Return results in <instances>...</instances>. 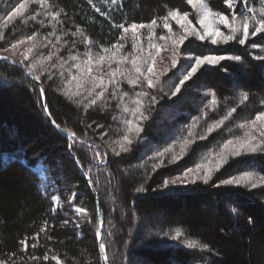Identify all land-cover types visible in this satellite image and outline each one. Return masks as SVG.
<instances>
[{"label": "trees", "instance_id": "1", "mask_svg": "<svg viewBox=\"0 0 264 264\" xmlns=\"http://www.w3.org/2000/svg\"><path fill=\"white\" fill-rule=\"evenodd\" d=\"M20 3L25 9L9 18ZM206 3L230 22L235 15L238 24L245 16L259 20L264 11V0H234L231 8L225 0ZM172 10L187 13L200 32V9L188 0H0V52L28 70L0 59V264H264V152L229 154L212 169L225 142L244 138L264 112V34L249 35L244 45L185 40L175 50L182 57L177 67L157 81L147 67L162 66L173 53L160 39L178 29L172 18V31L164 27ZM152 20L157 38L146 39L144 28L136 38L149 50L140 67L154 86L143 76L130 85L119 74L117 84L109 83L117 68L132 75L121 59L137 52L131 51L136 38L120 26ZM220 30L230 34L224 25ZM204 56L241 60L202 65L181 85L195 58ZM93 77L107 90L90 104L102 90L93 87ZM129 120L139 134L128 131ZM37 165L43 177L32 170ZM197 165L212 169L207 183L199 178L206 168L197 178L188 171ZM246 173L258 177L255 187L223 183ZM155 215L162 220L145 230L142 219ZM176 232L181 236L173 239Z\"/></svg>", "mask_w": 264, "mask_h": 264}, {"label": "snow or ice", "instance_id": "2", "mask_svg": "<svg viewBox=\"0 0 264 264\" xmlns=\"http://www.w3.org/2000/svg\"><path fill=\"white\" fill-rule=\"evenodd\" d=\"M42 3H46V0H42ZM189 4H196L198 3L200 6V12H201V18L198 20V23L201 25V27L204 29L203 34H201L199 31H197L194 27L191 28V30H189V27L185 26V34L181 35L179 39H173L172 36H168V37H160V39H168L171 40L172 45L174 46L173 49V58H172V67L176 68L177 64H178V60L176 59V49H178L180 47V45L184 44L185 40L187 39L188 35H196L200 40H205L206 37L211 38V42L213 44H217L219 42H224L227 43L229 41L238 39L239 43L241 45H244L249 37V35L251 36H256L257 34H264V11H262V18H260L259 20H256L254 17H247L245 16L243 18L242 24H238L235 15L232 16L231 18V22L229 21L228 17L225 16L222 13H216L213 12L206 3V0H188ZM225 4L228 7H233L234 6V0H225ZM25 9V4L24 3H20L15 9L14 11L10 14L11 18L12 16H16L17 14H20L23 10ZM249 11H251V9H249ZM171 17L172 19L176 20V22L178 24H186V25H191V21L188 20L187 18V13L181 14L179 12V10H172L168 13L167 17H163L162 19L165 21L164 23V27L166 29H168L169 32L172 31L170 25L167 23L168 18ZM54 19L56 18L55 16L53 17ZM218 19L219 23L223 24L225 27L230 29V34L225 35L218 27H214L213 25L216 23V20ZM253 20L255 22V30L254 31H249L250 29V23L249 21ZM157 21L156 20H152L150 22L149 25H144V24H131L129 27H124L123 25H121L120 27L123 29V32L125 34H127L129 31L132 32L133 34V39L136 38L138 29H142L145 27L148 28H152L156 25ZM242 30V36L238 37L236 35V33L240 32ZM77 31H79V29H77ZM29 39H34V37H29ZM17 45H12L13 48H15ZM35 47V45H34ZM113 47H116L115 45ZM151 47L153 49H155V51L157 53H159L162 49L160 46L157 45H151ZM29 53L32 51L31 48H29L27 50ZM105 52L108 51V49L104 50ZM25 59H27V55H25L24 57ZM151 53L149 54V59H151ZM6 59V58H4ZM46 59H50V57L46 58ZM71 59L75 60L76 57H71ZM105 59L104 56H100L99 60L101 62H103ZM224 59H232L235 61H240L241 57L239 56H235V57H223V56H204V57H196L195 58V63L191 66L190 71L187 72L186 75H184L183 80L180 81V84H184L185 81L189 80L196 72L197 70L205 64H211V65H215L218 64L221 60ZM132 65H133V69L135 71V73L137 74V76L133 77L131 74H128L127 76H125L124 72H122L119 68H117L115 71L110 72L109 76L112 77L109 80V83L115 85L118 83V81L115 80V76L117 74L121 75L123 78L127 79L128 83L130 85H135L139 82V77L143 76L145 80H147L148 83V87H153V80L150 76L146 75L142 70L141 67L137 64V60L134 57L132 59ZM86 63H90V61L86 62ZM145 63H147V61H145ZM53 67H55V65H53ZM77 67H79V65H77ZM29 71H31V69H29ZM147 72L148 73H152V67L148 66L147 67ZM95 77H93V87H100L102 90L96 94V99H93L90 101V104H95L97 102V100H100L104 97V92L107 90V86L104 84L103 79H100V83L96 84L95 83ZM180 88L179 86H177L176 88V92H179ZM78 94V93H77ZM176 93L174 92L173 95H175ZM41 96H44V91L41 90ZM243 98L246 100L247 99V94L244 93L243 94ZM137 103H139V101H137ZM213 103H215V96L213 95ZM89 105H85V107L87 108ZM127 110V109H125ZM236 109L233 108L229 113L228 116H230L232 114V112H234ZM45 111L47 112V106H45ZM137 111H139V109H137ZM142 115V114H141ZM228 116H226L224 119H227ZM143 119H147V117H143ZM257 122H261L259 124V126H257ZM129 127H128V131L132 132L135 131V133L139 134L141 131V128L136 125L133 126V121L129 120L126 122ZM223 123V120H221L219 123H217L216 125H214L213 127H209L208 131L212 132L214 130V127H219L220 124ZM241 127H244V125H241ZM254 132L258 133L257 134H253ZM71 134V133H70ZM191 135V133H190ZM203 138V137H201ZM123 139L125 141H127L128 143H131V140L129 139V137L127 135H125L123 137ZM186 144H190L191 141H185ZM231 146V147H230ZM122 147V151H126L127 149ZM227 150V152L225 151ZM185 151L184 146L181 147V153H183ZM264 152V112L262 113H258L255 117V119L253 121L250 122L249 124V131L245 133L244 138L242 139H238L235 143L232 140H228L225 142V144L222 146V150L221 153H219L220 155V160L217 162L216 164V169L218 170L221 166H223V164L227 163L228 159H229V154L231 156H235L238 157L240 156L242 153H256V152ZM179 159V157L174 156L173 160ZM171 162V161H170ZM201 168H206V170L203 172V175L200 176L199 178L203 179L205 183L208 182L209 179H211V175H212V169L209 167H206L204 165H197L196 167V171L199 172L201 170ZM189 172H192V169L188 170ZM185 176H187V173H185ZM252 177L250 174H245V176L242 179L239 180H225L223 181L224 184H237L240 185L242 182H249L251 181ZM177 181L173 180L171 182L169 181H165L164 182V187H167L169 185V183L175 184ZM255 184H252V187H255ZM138 191H142V189H138ZM78 212H84L85 210L83 208H79L77 209ZM41 231H43V229H41ZM181 236L180 232H176L175 236H173V239H176L177 237ZM21 243L27 247V243L26 241H21ZM186 245L190 248L197 246L195 241H186L185 242ZM33 247H35V245H33ZM101 247H103V245H101ZM206 247V245H205ZM45 259H47V256H45ZM53 259H56L55 257H53ZM57 264H59V261L57 262Z\"/></svg>", "mask_w": 264, "mask_h": 264}, {"label": "rangeland", "instance_id": "3", "mask_svg": "<svg viewBox=\"0 0 264 264\" xmlns=\"http://www.w3.org/2000/svg\"><path fill=\"white\" fill-rule=\"evenodd\" d=\"M195 5V7H197L198 9H200V7H199V4L198 3H196V4H194ZM188 18V17H187ZM201 18V13L199 12L198 13V17H197V20H199ZM169 20H171V17H169ZM168 20V21H169ZM189 20V19H188ZM176 21V20H175ZM168 24L169 25H171L172 23H171V21H169L168 22ZM178 24V23H177ZM185 26H187V27H189V30H191V28L193 27L192 25H186V24H178V29L177 30H175L173 33H170V36H172V38L173 39H179L180 38V36L181 35H184L185 34ZM214 27H218L219 29L221 28V27H223V24H221V23H219V21H218V19L216 20V23L213 25ZM197 27H199L201 30H200V32H204V29L201 27V25L198 23L197 24ZM156 28H158V25H155L154 27H152L151 29H149V28H144V31H143V35H144V37L146 38V39H150V37H152L153 36V38H157V35H155L156 33H155V29ZM197 30V29H196ZM198 31V30H197ZM194 37H196V35H188L187 36V39L186 40H189V39H192V38H194ZM166 45H168V47H171V48H174V46L172 45V43H171V40H168L167 39V41H166ZM180 46H182V45H180ZM180 48V47H179ZM125 49H127V47L125 48ZM163 50H164V52H166L165 51V49L163 48ZM131 51H137V52H134V54H132V55H130V56H128L127 58H122L121 59V62L123 63V65L126 67V69L125 70H127L128 68H131V72H132V75H133V77H135L136 76V73H135V71H134V69H133V65H132V59L135 57L136 58V60H137V64L139 65V66H141L142 65V63H143V61L145 60V57H147V55H148V52H149V50L148 49H145L144 47L142 48V41H140V43L138 42V40H137V38H136V42H135V44H134V46L131 48ZM166 54H169V56L167 57V56H165V58H164V60L163 61H165L164 62V64L162 65V66H159L158 67V65H159V62H156L155 63V66L153 67L154 68V70L152 69V72H153V76H154V78L158 81V78H162L161 76H162V74L164 75L165 73H167L168 72V70H169V68L171 69L172 68V58H173V53H166ZM1 58H4V54H1V52H0V59ZM182 57L181 56H179L178 55V53L176 52V59H181ZM167 61H170V64H169V66H168V63L169 62H167ZM142 70V69H141ZM164 70H166V71H164ZM144 73H145V71L146 70H142ZM159 74H161V75H159ZM0 79H2V76H1V72H0ZM4 79H5V77H4ZM238 88V86H235V88L234 89H237ZM163 114H165L164 112H160V115L162 116ZM174 131L172 130L171 131V133H173ZM71 144V143H70ZM220 159L219 158H217L216 160H215V166H216V164H217V162L219 161ZM212 167V169L213 168H216V167ZM42 169V167H40V170ZM41 172H43V170H41ZM191 173V172H190ZM192 174L194 175V176H192V177H194V178H197V177H199V173L196 171V169H194L193 171H192ZM198 174V175H197ZM196 175V176H195ZM251 175V177H252V179H251V181H249V182H245V183H247V184H255V185H257V183L259 182L258 181V177L257 176H255V175H252V174H250ZM245 175H242L239 179H242L243 177H244ZM263 183L264 182H261V184L263 185ZM237 185V184H236ZM160 216L159 215H155V216H153V217H151V219H142V226L144 227V229L145 230H149V228L151 227V226H154V225H156L157 224V222L158 221H161L162 220V218H159ZM138 263V262H137Z\"/></svg>", "mask_w": 264, "mask_h": 264}, {"label": "water", "instance_id": "4", "mask_svg": "<svg viewBox=\"0 0 264 264\" xmlns=\"http://www.w3.org/2000/svg\"><path fill=\"white\" fill-rule=\"evenodd\" d=\"M6 60L17 63V64L19 65L18 67H21V68L23 69V71L25 72V74L28 75V70L25 68V66L22 65L21 62H17V61L11 60L10 58H6ZM39 85H40V87H41V90H43L41 84H39ZM43 99H44V104H45V95L43 96ZM49 120H50L51 123H52L51 118H49ZM54 126H55V128H56V130H57L58 132L62 133L64 136L68 137V134L66 133V131L62 130V128L56 126L55 124H54ZM98 213L100 214V208H99V207H98ZM101 232H102V231L98 232V233H99V245H98V246H99L100 251H101V256H102L101 259H103V261L106 262V259H105V258H106V255H105V252H104L103 247H101V245H102V243H101V235H102V233H101Z\"/></svg>", "mask_w": 264, "mask_h": 264}]
</instances>
